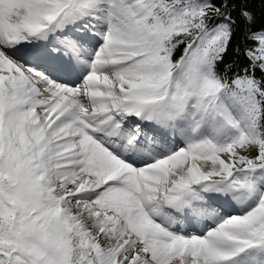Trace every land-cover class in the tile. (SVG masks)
<instances>
[{
	"label": "snow or ice",
	"instance_id": "obj_1",
	"mask_svg": "<svg viewBox=\"0 0 264 264\" xmlns=\"http://www.w3.org/2000/svg\"><path fill=\"white\" fill-rule=\"evenodd\" d=\"M0 264H264V0H0Z\"/></svg>",
	"mask_w": 264,
	"mask_h": 264
},
{
	"label": "trees",
	"instance_id": "obj_2",
	"mask_svg": "<svg viewBox=\"0 0 264 264\" xmlns=\"http://www.w3.org/2000/svg\"><path fill=\"white\" fill-rule=\"evenodd\" d=\"M256 10H257V14L259 15V8L257 7V9H256Z\"/></svg>",
	"mask_w": 264,
	"mask_h": 264
}]
</instances>
